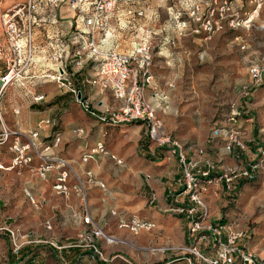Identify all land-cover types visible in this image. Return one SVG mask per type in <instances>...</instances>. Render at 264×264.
Instances as JSON below:
<instances>
[{"label":"rangeland","instance_id":"374dc122","mask_svg":"<svg viewBox=\"0 0 264 264\" xmlns=\"http://www.w3.org/2000/svg\"><path fill=\"white\" fill-rule=\"evenodd\" d=\"M24 1L0 0V13ZM111 15L108 29L125 36L124 50H131L137 40L149 36L153 79L145 87V97L151 101L152 92L166 96L162 109L158 110L164 133L178 140L190 157L196 153V148H202L204 160L226 163L223 137H215L213 131L217 125L223 126V114L232 103L238 107L243 141H246L244 132L250 139V130H256L254 142H258L259 149L244 145L240 155L243 162L256 160L255 178L240 181L232 193L222 190L219 182L211 183L205 186L202 198L206 208L204 225L221 226L223 239L229 232L240 233L237 246L257 258H264V83L251 87L256 90L250 96L243 94V89L251 85L247 61L261 60L264 50V0H121ZM240 42L246 44L244 51L240 49ZM8 62L7 42L0 24V76L8 70ZM13 86V83L5 85L0 95V112L5 107L8 115L11 113L8 98L17 95ZM8 120L0 119V132L14 131ZM140 134L143 136V130ZM13 141L14 135L9 134L6 142L0 144V165L3 166L0 167V226L10 228L14 234L0 231V264H73L78 247L66 246L73 244L78 228L73 213L68 211L69 202L37 177L35 159L7 168L16 155L10 148ZM116 143L109 147L117 148L120 144ZM149 146L153 150L155 145L150 142ZM125 148H134V143H128ZM31 153V149L25 150L23 156ZM133 157H137L135 152L128 155V160ZM138 159L150 162L159 158L145 154V158ZM139 172L140 169L125 163L120 167L112 162L102 166L100 175H108V181H115L119 187L117 180L125 179L127 185L122 188L128 198L120 199L116 213L136 205L152 206L148 200L150 191L139 185ZM145 174L149 173L141 172L142 176ZM42 186L45 188L41 189ZM26 189L33 201L26 195ZM110 204L109 199L103 205L98 201L94 215L106 235L111 234L117 221L110 210H106L105 215L101 211ZM177 226L178 230L170 235L161 231L159 236L165 243L151 245L155 247L152 249L170 247L177 257L192 255L196 264H208L191 250L195 247L205 258H213L217 238L204 228L196 235L189 233L191 237L188 234L195 245L186 246L181 241L177 244L176 231H188L187 220L183 219ZM139 234L140 231L130 233V239L137 241ZM200 234H204L202 241L198 239ZM127 237H115L114 246L123 248L130 241ZM96 243L99 244V240ZM15 244L20 247L16 248ZM148 252L154 251L149 249ZM144 261L149 264L155 257L151 255ZM234 264H238L237 259Z\"/></svg>","mask_w":264,"mask_h":264},{"label":"built area","instance_id":"2783aa9c","mask_svg":"<svg viewBox=\"0 0 264 264\" xmlns=\"http://www.w3.org/2000/svg\"><path fill=\"white\" fill-rule=\"evenodd\" d=\"M120 1L25 0L2 11L0 24L7 42L9 62L8 70L0 76V91L7 84L26 82L37 77L54 82L61 93L70 95L86 114L102 124H142L148 139L159 146L166 145L169 156L175 155L181 166V189L173 196V205L167 206L166 211L184 215L191 235H196L205 228L217 238V250L213 258H205L195 247L191 250L192 253L208 264H234L235 259L238 264H264V258H257L237 246L236 240L240 233L229 232L223 239L221 226L204 225L206 208L202 198L205 186L211 183H223L229 189L241 179L252 178L257 170V162L250 163L247 168L236 163L219 164L213 160H204L202 148H196V153L190 157L188 150L178 140L164 133L158 110L162 109L166 96L152 92L151 101L145 97V87L149 86L153 79L150 71L149 36L137 40L128 52H118L113 49L112 41H106L111 14ZM62 5H66L75 18L74 29L69 34L57 29H45V26L58 24L61 16L59 9ZM35 27L44 28L42 35L46 42L41 46L34 44ZM239 46L243 51L246 49L244 42H240ZM82 57L87 58L93 68L92 77L84 80V83L97 87L100 91L111 92L118 102L116 106L98 108L74 82L70 68H79ZM32 70H35L34 73ZM247 72L251 85L243 89V94L250 96L251 87L264 83V50L261 60L247 61ZM42 99L41 94L33 98L36 102ZM239 115L238 107L230 104L223 114V126L217 125L213 131L215 137H223L224 154L234 159H237L244 149ZM42 123L52 126L56 124L52 119H46ZM76 132L80 133L82 129H77ZM9 134L14 135L10 148L16 151L11 166L31 162L32 155L23 156V152L33 150L38 158V164L35 166L37 176L46 180L48 175L53 174V189L58 194L66 195L69 191L67 178L70 165L59 156L46 153L48 148L58 144L59 136L55 135L53 142L39 152L33 140L37 136L36 132H30L26 136V142L20 144L19 133L4 129L0 132V144L6 142ZM98 152L106 153L102 143H97L94 148L84 153L82 161L94 158ZM87 176L89 178L91 174L87 172ZM80 186L74 185L72 188L79 191ZM31 200L33 201L32 198ZM82 221L89 225V229L80 231L72 246L83 245L102 257L100 250L93 243L94 239L103 237L107 243H113L117 239L104 234L89 216H83ZM118 227L136 233L142 229H151L153 223L132 217L130 220H120ZM1 230L14 236L8 227L0 226ZM198 239L202 241L204 234H200ZM19 247L20 245H16V248Z\"/></svg>","mask_w":264,"mask_h":264},{"label":"crops","instance_id":"0c3cea01","mask_svg":"<svg viewBox=\"0 0 264 264\" xmlns=\"http://www.w3.org/2000/svg\"><path fill=\"white\" fill-rule=\"evenodd\" d=\"M59 13L61 16L58 24L54 26H45V29L48 31L57 29L64 34H69L74 29V14L68 10L66 5L60 7ZM43 32L44 28H34V44L36 46H41L46 42L45 37L42 35ZM124 37L123 34L119 32L115 33L113 29H108L106 41H112V47L116 51L127 52L130 49L124 50L122 45V43H126ZM80 59L79 68H70L74 82L98 108L116 106L118 102L113 98L111 92L107 90L100 91L97 87L84 83V80L92 77L93 68L92 63L87 58L82 57ZM34 71L35 70H32L33 73ZM12 89L17 95L13 98H8L9 102L7 106L11 113L9 115L6 114L5 107H2L0 119H9V126L13 127L16 133H19L20 144L26 142V136H28L30 132H36L37 136L33 140L39 152L45 146L53 142L55 135L59 136L58 144L48 148L46 153L59 156L69 163L71 168L67 178L69 191L66 195L58 194L54 189H52V191L69 202V210H67L73 213L78 233L80 231H88L89 229V225H85L82 221L85 215L89 216L93 223L97 225L94 220V215L96 214L98 201L103 205L106 199H109L111 204L107 209L103 208L101 211H104L103 213L105 215L107 212L106 210H110L113 215L117 216V221L116 227L111 229V234L108 235L114 238L126 235L130 240L128 243H125L126 245L123 246V248L119 249L114 246L115 242L107 243L102 238H95L99 240V244L96 243L95 239L93 243L100 250L102 257H99L90 248L83 245H68L66 247H78L75 251L76 254H74L72 258V260H74L73 264H125L127 262L128 264H144L146 262L144 261L145 258L149 259L151 255L155 257V261L149 264H196L197 260L192 255L190 258L188 256L177 257L175 253L171 252L172 249L170 247H156L154 250L152 248L155 247H151V245L153 246L154 244L159 245L165 243H162V239L159 236L161 231L165 235H170L173 233V230L178 228L177 225H179L183 219L187 220L185 216L172 215L166 211L167 205L173 202V194L181 189L179 179L181 175V166L175 155L169 156L166 145L159 146L154 143V149L151 150L149 146L151 141L146 136L145 127L142 124L127 123L109 125L100 123L94 117L86 114L70 95L61 93L54 82L33 77L26 82L14 83ZM1 92L2 90L0 91V95ZM40 94L43 95V99L38 102L34 101V96ZM46 119L55 120L56 124L53 126L43 124L42 122ZM77 129H82V132H76ZM142 130L143 136L141 134L139 135V132ZM244 134L246 137L244 145L247 144L249 149L257 150L258 146L256 145H258V142H254L256 139V130L254 128L250 130V139H247V134L245 132ZM20 139L22 141H20ZM116 142L120 144L117 148L109 147ZM131 142L134 143V148H125L127 144ZM97 143H102L104 145L106 153L98 152L95 154L94 158L82 161V155L91 148H94ZM133 151L137 157L128 160V155H133ZM145 154L153 155L159 159H152L150 162H145L143 159L145 158ZM240 154L243 153L240 152ZM31 155L32 160L35 159L38 164V158L33 150ZM225 156H227L225 158V164H247L240 158L234 159L228 155ZM138 158L143 159V161H140ZM108 160H111L110 162L119 167L125 163L129 167H135L140 169L141 172L149 173L148 175L145 174L142 176L141 172H139V185L150 191L148 200L152 206L145 208L142 205H136L134 208L119 210V212L116 213L115 207H117V203L120 202V199L126 201L128 198V193L124 194L122 188V185H124V187L127 185L124 182L125 179L120 178L117 180L121 185V187H119L115 181H108V175L103 173L100 175L102 166L110 163ZM138 163L139 168L137 167ZM13 167L14 166L10 165L7 168L12 169ZM87 172L91 174V177L88 178ZM154 176L158 178H154ZM38 178L46 184L49 183L50 187L54 184L53 174L48 175L46 180L40 177ZM74 185H81V190H74L72 188ZM44 188V186L41 187V189ZM25 191L26 195L32 198L29 190L26 189ZM122 195L123 198H120ZM184 203L187 204V202ZM132 217H137L140 220L153 223L151 229L139 230L140 241H138L139 238H137V241H134L133 237L130 239L129 234L133 232L126 228L118 227L120 220H130ZM176 234L179 237L177 244L181 241V243L186 246L195 245V243L190 240L191 236L189 231L183 229L181 232L176 231ZM76 240L77 237L75 241ZM149 249L154 252L149 254ZM138 250H142V252L140 253ZM143 250L147 253L143 252ZM103 253L105 255H103Z\"/></svg>","mask_w":264,"mask_h":264},{"label":"trees","instance_id":"16d2710c","mask_svg":"<svg viewBox=\"0 0 264 264\" xmlns=\"http://www.w3.org/2000/svg\"><path fill=\"white\" fill-rule=\"evenodd\" d=\"M256 89H252L251 91L253 92V91H255ZM247 147H248V145L247 144H245ZM249 148V147H248ZM253 148V147H252ZM255 148V147H254ZM256 150V149H255ZM240 155H242V154H240ZM240 155L238 156V159L240 158L241 159V157H240ZM254 161H256V160H251V161H248V162H246L247 164L245 165L244 163H243V167H248V165L250 164V163H255ZM182 174V173H181ZM255 178V176H253L252 178H250V179H241L240 181H251V180H253ZM179 179H181V175H180V178ZM240 181H238V182H236L235 184H233L232 186H231V188H229V189H227L226 187H225V185L223 184V183H221V186H222V190H225V192H228V193H232L234 190H235V188H236V185H238L239 183H240ZM179 192V191H178ZM178 192H175L174 194H173V196L174 195H176ZM172 196V197H173ZM169 205H173V202L172 203H170V204H168L167 206H169ZM171 214V213H170ZM172 215H179V216H184V215H182V214H172ZM220 222H223V220L221 219L220 220ZM216 226V225H215ZM23 255H25V254H23L22 253V256ZM22 256L20 257L21 259H22Z\"/></svg>","mask_w":264,"mask_h":264},{"label":"water","instance_id":"95a60500","mask_svg":"<svg viewBox=\"0 0 264 264\" xmlns=\"http://www.w3.org/2000/svg\"><path fill=\"white\" fill-rule=\"evenodd\" d=\"M79 96H80V95L78 94V95H77V98H79Z\"/></svg>","mask_w":264,"mask_h":264},{"label":"bare ground","instance_id":"6f19581e","mask_svg":"<svg viewBox=\"0 0 264 264\" xmlns=\"http://www.w3.org/2000/svg\"><path fill=\"white\" fill-rule=\"evenodd\" d=\"M0 167H3V166L0 165Z\"/></svg>","mask_w":264,"mask_h":264}]
</instances>
